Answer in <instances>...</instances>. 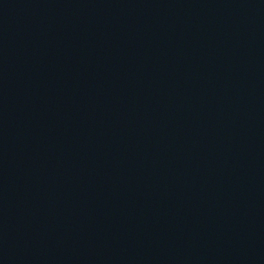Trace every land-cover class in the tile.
Masks as SVG:
<instances>
[{
	"label": "water",
	"instance_id": "95a60500",
	"mask_svg": "<svg viewBox=\"0 0 264 264\" xmlns=\"http://www.w3.org/2000/svg\"><path fill=\"white\" fill-rule=\"evenodd\" d=\"M234 0H0V208L145 98Z\"/></svg>",
	"mask_w": 264,
	"mask_h": 264
}]
</instances>
